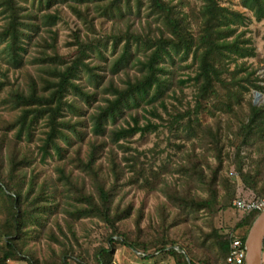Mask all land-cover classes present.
Segmentation results:
<instances>
[{
	"label": "trees",
	"instance_id": "obj_1",
	"mask_svg": "<svg viewBox=\"0 0 264 264\" xmlns=\"http://www.w3.org/2000/svg\"><path fill=\"white\" fill-rule=\"evenodd\" d=\"M36 1L0 0V104L12 111L0 115V264H115L117 243L146 260L229 264L256 216L217 218L239 181L264 199V103L247 98L264 91L247 58L264 57L248 15L221 0ZM240 2L264 19V0ZM64 9L77 17L71 58ZM133 190L165 195L156 220L124 202Z\"/></svg>",
	"mask_w": 264,
	"mask_h": 264
},
{
	"label": "rangeland",
	"instance_id": "obj_2",
	"mask_svg": "<svg viewBox=\"0 0 264 264\" xmlns=\"http://www.w3.org/2000/svg\"><path fill=\"white\" fill-rule=\"evenodd\" d=\"M221 1L222 3L234 5V7L242 10L248 15L249 17L248 22L245 26H242V27L246 30L247 35L252 36L253 42L254 44H256L258 52L261 54V57L263 58L264 57V19H262L261 21H258L251 14L250 11H248L241 5L240 0H221ZM25 2L28 5H32L33 3H38L36 0H25ZM134 13H135V10H134ZM145 15H146V8L144 7L142 9V16L144 17ZM63 16H64V19L58 22V26L60 28L59 30L60 31V52L65 58H71L73 56V53H75V48L69 44V39H70V33L75 23L77 22V17L71 14V12L68 9H64ZM1 23H2V19L0 17V25ZM106 26L109 27L110 23H106ZM0 51H1V48H0ZM0 53H1L0 54V64L2 65V70H4L6 65L1 60V57L3 56V52H0ZM247 64H252L255 67H257L258 75L260 77H264V64H261L257 58H254V57L247 58ZM10 75L13 80L15 77V73L10 72ZM260 83L264 84V81H260ZM5 94L6 93H4L2 97ZM247 98L248 100H252L253 104L261 105L264 103V91L257 90L254 88L252 89L251 93L247 95ZM11 113H12L11 110H8V108L0 104V115H4V116L6 115V117H8L11 115ZM212 118H213L212 115L209 113H205L203 116V119L205 121H211ZM226 172L231 173L230 175L232 176V179L235 180L237 178V174L234 171L233 167L228 168ZM238 198H244V199L253 198L252 192L245 190L241 181H239L238 195L235 199H238ZM165 199H166L165 195L162 192H158L155 194H147L144 192L133 190L127 195L124 202L127 203L129 201H132L134 209H137L138 207L142 206L144 209V214H145L144 222H146L150 216L153 217L154 220L158 218V208L157 207L159 204L164 202ZM233 206H234L233 208H230L220 214V216L217 218L218 225H220L221 227L228 228L230 226L235 225V223L240 221L245 215L248 214L246 211L237 209L234 205V201H233ZM258 214L259 213L253 212V213L248 214L247 216L248 218H252L253 216L257 217ZM245 229L246 227L239 228L237 230V236H242L244 234L243 232H245ZM105 232H107L105 227L95 228V234L97 235V237L103 236ZM114 237L117 238V236H114ZM0 242H1V239H0ZM47 243L49 242L44 241L40 244H35L36 246L35 248L38 250V254L39 256H41V258H45L51 255V250ZM97 244L98 242L92 241V244L88 245L91 252L93 251L94 246ZM55 247L58 248L59 246L56 244ZM134 252H132L131 249H129L125 245L117 243L114 263L115 264H175L173 258L166 254L158 253L159 255H157L155 258L146 260L144 258L146 256L142 254L144 253V251L137 250ZM10 264H27V263L25 261H18V262L10 261ZM69 264H80V263L76 260L71 259L69 261Z\"/></svg>",
	"mask_w": 264,
	"mask_h": 264
},
{
	"label": "built area",
	"instance_id": "obj_3",
	"mask_svg": "<svg viewBox=\"0 0 264 264\" xmlns=\"http://www.w3.org/2000/svg\"><path fill=\"white\" fill-rule=\"evenodd\" d=\"M234 205L237 209L247 211L248 213L257 212L264 209V199H251L238 198L234 200ZM243 239L235 236L232 242V252L228 256L227 261L229 264H246L247 248L246 244L243 247Z\"/></svg>",
	"mask_w": 264,
	"mask_h": 264
},
{
	"label": "water",
	"instance_id": "obj_4",
	"mask_svg": "<svg viewBox=\"0 0 264 264\" xmlns=\"http://www.w3.org/2000/svg\"><path fill=\"white\" fill-rule=\"evenodd\" d=\"M264 214V209H262L260 211V213L258 214V216L256 217V219L254 220L249 233L247 235L246 238V248H247V258H246V264H252L253 259H256V264H263V260H264V223H262L261 221V217ZM257 232V237H258V246L255 248V257L254 254L251 253V249H250V241L251 238L253 236V233ZM169 248H174L177 249L178 251H180L181 253L186 254L185 250H183L179 245H174V246H170ZM143 255L147 256L148 253L144 252L142 253ZM187 260L189 262V264H192L191 259L187 257Z\"/></svg>",
	"mask_w": 264,
	"mask_h": 264
},
{
	"label": "bare ground",
	"instance_id": "obj_5",
	"mask_svg": "<svg viewBox=\"0 0 264 264\" xmlns=\"http://www.w3.org/2000/svg\"><path fill=\"white\" fill-rule=\"evenodd\" d=\"M261 221H262V223H264V214L261 217ZM257 246H258V237H257V232L254 231L253 236H252L251 241H250V249H251V253L254 254V257H255V253H256L255 248ZM255 258L253 259L252 264H256Z\"/></svg>",
	"mask_w": 264,
	"mask_h": 264
}]
</instances>
